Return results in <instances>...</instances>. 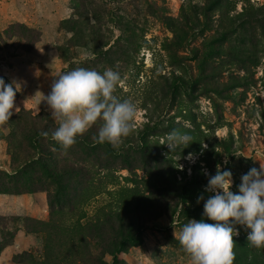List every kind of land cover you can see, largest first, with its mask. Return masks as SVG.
<instances>
[{
	"label": "rangeland",
	"instance_id": "obj_1",
	"mask_svg": "<svg viewBox=\"0 0 264 264\" xmlns=\"http://www.w3.org/2000/svg\"><path fill=\"white\" fill-rule=\"evenodd\" d=\"M189 1L201 3L200 0H0V78L6 84L18 85L13 115L6 124L0 125V172L10 175L26 153L33 152L28 149L30 144L26 138L28 120L40 129L42 126L36 118L47 113L58 123L46 108L43 94L50 91L52 81L62 72L80 67L98 72L109 68L119 71L123 81L116 94L121 99L131 98L138 105L134 129L143 127L149 112L154 113V120L159 118L161 122L153 138H158L163 145L165 160L172 155V159L161 166L143 160L129 145L122 148L124 142L131 140L128 137L115 147L121 151L117 155L97 146L84 147L80 140L68 150L45 141L53 157L81 165L91 176L87 182L88 192L85 186L74 195L68 189L67 198L60 199L68 204L66 209L73 208L65 216L67 223L76 219L82 223L92 220L98 209L112 198L114 189L138 187L148 196L147 208L136 216L137 223L142 225V242L121 253L120 264H191L174 233L178 236L188 220L203 218V201L198 204L197 198L202 194L207 198L208 194L204 192L207 183L188 186L187 198L178 202L164 190L159 191L152 185L147 188L143 181L156 180L170 170H174L178 180L183 175L189 177L192 172L204 174L201 165L214 175L217 165H221L222 170L225 167L231 170V190L235 193L242 175L252 167L259 169L260 163L264 164V51L258 53L257 59H243L244 67L240 65V68L231 64L238 59H183L180 63L179 55H187V50L165 48L173 37L167 19L178 22L180 9L187 12ZM249 1L262 10L259 19H262L263 28L256 31L259 36L264 29V0ZM241 7V2L236 3V11ZM217 13H212L213 25L217 23ZM64 20L69 21L68 26L62 24ZM70 22H76L73 28ZM125 30L128 36L134 33L141 45L136 53L130 52L131 57L127 53L120 54L127 45L123 41ZM213 33L206 31L205 36ZM201 40H195L192 45L199 47ZM104 43L107 46H103ZM262 44L260 41L259 46ZM109 48L116 53L105 55L104 51ZM169 55L176 59H170ZM185 66L189 67L190 77L197 86L188 94L181 93L179 99L184 105L179 99L167 98L161 99L158 108H154V99H160L154 92L161 85V76L183 71ZM232 77L247 78V86L229 87L222 93L215 91V88L228 85ZM196 125L211 149L210 155H200V150L193 152L199 158L191 164L184 157L192 151L181 155L179 148L175 154L170 153L164 142L167 134L172 132L167 126L196 131ZM98 127L99 124L94 125L84 133L89 141L93 140ZM201 147L206 149L207 144L202 142ZM229 149L237 151L231 156ZM225 156L229 161L227 165L223 163ZM125 159L132 163L130 170L123 168ZM33 165L26 167L30 177L20 175L27 182L33 180L31 188L36 189L34 192L0 193V264H21L14 257L23 255L25 258L23 252L39 258L45 237L27 234L23 216L44 221L50 219L47 200L53 210H59L55 184L44 176L38 165ZM7 184L12 185L9 181ZM74 184L69 181L68 187ZM81 193L86 194L82 201ZM172 210L177 211L173 218ZM237 228L239 235L234 238L247 239L250 229ZM7 232L13 236L9 237ZM30 262L26 258L24 264Z\"/></svg>",
	"mask_w": 264,
	"mask_h": 264
},
{
	"label": "trees",
	"instance_id": "obj_2",
	"mask_svg": "<svg viewBox=\"0 0 264 264\" xmlns=\"http://www.w3.org/2000/svg\"><path fill=\"white\" fill-rule=\"evenodd\" d=\"M200 1L201 3L189 1L187 12H184V8H181L178 22L171 18L167 19V24L173 33V37L165 44V48L175 47L187 50V55H179L180 63L184 62L183 59H238V61L231 64L240 68V65L244 67L242 64L243 59H257L258 53L264 51V29L261 30L260 37L256 33L258 28H263L261 25L262 19H259L262 14L261 7L252 5L249 0ZM238 2L242 3L240 11H236V3ZM213 12H218L215 25H213L212 21ZM115 22H117L116 19ZM67 23H69L68 20L62 21V24L66 26H68ZM75 23L70 22L72 28ZM206 31H213L214 33L205 36ZM124 34L123 41H126L127 45L123 48V53L120 54L124 56L127 53L131 57L130 52L134 51L136 53L141 45L134 33L128 36V32L125 30ZM199 38L202 39L201 45L199 47L192 45ZM260 41H263L261 47L259 46ZM103 46H107V43H104ZM115 53L112 48L104 51L105 55H113ZM169 58L176 59L174 55H169ZM191 75L189 67L186 66L183 71H172L168 75H162L161 85L154 92L160 97L158 100L154 99L156 102L154 108H158L161 99L171 98L176 100L182 98V92L188 94L189 91L196 88L197 83L190 77ZM247 84V78L232 77L228 85L221 89L215 88V91L222 93L223 90L229 87L233 89L247 86ZM179 102L183 104L180 99ZM153 112L155 111L153 110ZM262 118L264 120V114ZM36 119L39 126L42 127L37 129L36 123L28 120L29 133L26 135L30 144L28 149L33 150V152H27L26 157L19 163L18 168L12 170L10 175L0 172V193L20 194L22 192H34L33 190L36 189L31 188V186H34L33 180L27 182L20 174L30 177L26 169L29 166L32 168L33 164H35L42 169L44 176L55 184L59 210H53L50 200H47L51 211L50 219L44 221L23 216L27 234H42L45 237L43 253L36 259L29 255L28 252H23L22 254L26 255L25 258L20 255L14 257V260H18L21 264H24L26 258L31 260L30 264H120L122 261L119 259V255L126 252L129 247L140 245L142 242V225L137 223L136 216L140 213V210L147 208L148 196L143 194L138 187H120L111 192L112 198L98 209V213L92 220L82 223L80 219H76L75 222L67 223L65 216L73 208L66 209L68 204L60 199L64 196L67 198L68 189L74 195L78 189L85 186L86 192H88L90 187L87 182L91 176L83 166L73 165L53 157L45 141L49 140L57 144L51 139L50 133L58 126V123H55L47 113L43 116H38ZM160 123L159 118L154 120V113L149 112L143 127L134 129L128 136L131 140L124 142L125 145L122 144L121 147L124 148L129 145L143 160L154 162L157 166L167 163L168 160L172 159V155L165 160L162 154L163 145L159 143L158 138H153L154 135H157ZM167 128H169V131L171 129L172 131L179 129L189 132L193 136L195 142L183 150L180 148L181 155L189 151L197 152L198 150L202 151L203 155H210L211 145L205 135L201 134L197 125L195 126L196 131H191L182 126L180 128L167 126ZM44 131L49 132L48 137L40 135ZM77 140H80L84 147L97 146L112 155H117L121 152L108 143L99 144L94 139L89 141L84 134L79 136ZM202 142L207 144L206 149L201 147ZM165 150L167 151L168 149ZM236 151L235 149H229L228 154L232 156ZM15 159L14 161H17V158ZM124 162H126V165L123 168L130 170L131 161L125 159ZM8 181L12 185L9 186L7 184ZM69 181L75 183L71 188L68 187ZM207 181L208 177L204 174H194L193 172L189 177L183 175L178 180L174 170H170L156 180H146L143 183L147 188L152 185L159 191L164 190V192L175 196L178 202H184L187 198V192H189L188 186L206 184ZM22 185L24 186L23 189H21ZM81 194L80 201L86 198L85 193ZM191 196L193 197V195ZM176 214L177 211L172 210V218ZM16 229L18 230V227ZM7 234L9 237L13 236L11 232H7ZM233 241L235 254L233 264H264L263 249L260 251L250 247L244 237H233Z\"/></svg>",
	"mask_w": 264,
	"mask_h": 264
},
{
	"label": "clouds",
	"instance_id": "obj_3",
	"mask_svg": "<svg viewBox=\"0 0 264 264\" xmlns=\"http://www.w3.org/2000/svg\"><path fill=\"white\" fill-rule=\"evenodd\" d=\"M122 81L121 73L111 68L98 72L80 67L59 74L52 81L50 91L43 94L46 108L58 121V126L50 133L51 139L63 150H68L79 136L99 124L93 137L95 142L118 146L134 131L138 114V105L131 98L121 99L116 94ZM17 91L18 85L6 84L0 78V125L12 117ZM40 135L48 137L49 132ZM193 142L189 132L174 129L167 134L164 144L174 153ZM198 158L193 152L184 157L191 164ZM223 163H229L226 156ZM201 167L208 177L204 189L207 198L203 194L197 198L198 204L203 201V218L188 220L178 236L174 233L191 264H233V237L239 235L237 226L250 229L247 234L250 247L264 249V164L242 175L235 193L231 190L230 169L222 170L221 165H217L215 174L210 175L203 165ZM204 218L213 223L205 222Z\"/></svg>",
	"mask_w": 264,
	"mask_h": 264
}]
</instances>
